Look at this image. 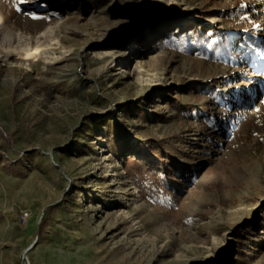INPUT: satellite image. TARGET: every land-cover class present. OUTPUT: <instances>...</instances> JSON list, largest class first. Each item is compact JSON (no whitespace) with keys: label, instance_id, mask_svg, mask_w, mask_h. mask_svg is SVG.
Segmentation results:
<instances>
[{"label":"rangeland","instance_id":"374dc122","mask_svg":"<svg viewBox=\"0 0 264 264\" xmlns=\"http://www.w3.org/2000/svg\"><path fill=\"white\" fill-rule=\"evenodd\" d=\"M63 1L0 0V264H264V0Z\"/></svg>","mask_w":264,"mask_h":264},{"label":"bare ground","instance_id":"6f19581e","mask_svg":"<svg viewBox=\"0 0 264 264\" xmlns=\"http://www.w3.org/2000/svg\"><path fill=\"white\" fill-rule=\"evenodd\" d=\"M18 4L23 8L24 11H26L27 13H30V14L34 13L35 10L38 9V6L39 5H45V6L46 5L47 6L49 5V6H51L49 12H51V13L54 12L55 15L58 17V19H57L58 20L57 21V27H60L61 24H62L63 19L60 16V12H61V7L60 6H62V4H64V1L63 0H26V2L23 3V4H21L20 3V0H18ZM57 13H59V14H57ZM43 21L44 20L39 19V20H37L36 23L38 25H40V24H42ZM209 29L211 31L212 30V27H210ZM57 30L58 29H56V32H58ZM58 34H60V33H58ZM42 35H45L46 36L47 33L46 32H43ZM164 37L165 36H163L162 38H164ZM129 45L130 46L128 47V49H130V48L131 49H134L135 52H141V51L144 50V47L142 45H138L135 42H130ZM0 46H3V47H6L7 48V47H10V44H6V42H4L2 39H0ZM17 47H18V45H17ZM261 60H264V53H262V54H259L258 53L257 54L256 61L257 62H261ZM252 75L250 77L253 78L252 83L255 84L256 82L259 81V78H256V76H254V75H258V74H252ZM253 87H254V94L256 95L258 93V91L255 89V86L254 85H253ZM261 92H264V88H263V90H261ZM248 97H249L248 94L247 93H244V98L247 99ZM197 111H199V110H197Z\"/></svg>","mask_w":264,"mask_h":264},{"label":"built area","instance_id":"2783aa9c","mask_svg":"<svg viewBox=\"0 0 264 264\" xmlns=\"http://www.w3.org/2000/svg\"><path fill=\"white\" fill-rule=\"evenodd\" d=\"M13 210L17 212L16 209H13ZM20 215H21V217H22L24 220H27V219H28V216H29L27 211H21Z\"/></svg>","mask_w":264,"mask_h":264},{"label":"snow or ice","instance_id":"6c2138e0","mask_svg":"<svg viewBox=\"0 0 264 264\" xmlns=\"http://www.w3.org/2000/svg\"><path fill=\"white\" fill-rule=\"evenodd\" d=\"M25 2H26V0H20V3H21V4H23V3H25ZM17 10L19 11L20 9L18 8ZM32 18H33V19H36V18H38V17L33 16Z\"/></svg>","mask_w":264,"mask_h":264}]
</instances>
